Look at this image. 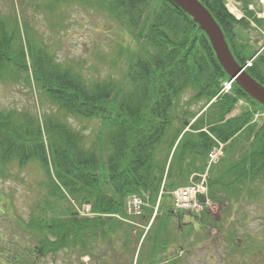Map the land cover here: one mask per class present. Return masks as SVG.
Returning <instances> with one entry per match:
<instances>
[{"label": "trees", "instance_id": "1", "mask_svg": "<svg viewBox=\"0 0 264 264\" xmlns=\"http://www.w3.org/2000/svg\"><path fill=\"white\" fill-rule=\"evenodd\" d=\"M47 1L45 10L51 14L60 3L64 7L71 3L97 5L130 29L145 51L132 53L125 82L94 78L78 63L59 61L55 46L47 44L28 17L22 19L16 9L0 8V81L27 86L41 95L39 104L50 105L41 116L0 106V176L36 164L47 179L41 183L47 191L42 209L52 217L35 216L30 227L39 240L40 252L76 249L89 236L101 238L99 231L112 243L125 226L117 217L129 219V197L150 193L154 214V200L163 187L171 192L185 186L192 175L208 174L212 202L239 198L243 192L254 196L252 188L264 179V122L253 120L256 108L227 121L225 117L239 99L260 104L237 84L230 94H220L222 83L230 76L220 65L207 34L190 16L170 0ZM199 1L220 25L235 60L244 66L251 57L239 52L242 38L236 30L248 25L246 14L255 15L249 10L251 0H236L246 15L240 21L226 8V0ZM54 29H63V24L52 25ZM257 57L248 72L264 85V56ZM188 91H194L193 101L208 107L203 115L213 109L215 115L210 121L207 117L206 124L200 121L201 116L192 118L195 121L189 128L195 133L189 131V150L181 157L182 165L174 167L176 150L188 132L184 133V121L182 127L173 124V109ZM72 120L94 121L100 130L85 135L87 128ZM202 128L208 132L200 131ZM213 137L231 149L218 170L213 166L206 170L208 155L216 145ZM228 163L233 165L225 169ZM70 199L77 209L78 204L89 203L95 218L81 219L73 207L61 209L59 203L69 204ZM101 215L108 217L103 220ZM129 231L127 227L122 232L127 234L122 256L132 249ZM122 256L118 264L123 263Z\"/></svg>", "mask_w": 264, "mask_h": 264}, {"label": "rangeland", "instance_id": "2", "mask_svg": "<svg viewBox=\"0 0 264 264\" xmlns=\"http://www.w3.org/2000/svg\"><path fill=\"white\" fill-rule=\"evenodd\" d=\"M47 3V0H0V8L16 9L22 19L28 17L35 30L46 37L47 44L55 46L59 61L78 63L84 73L94 78L112 77L116 81L125 82L124 74L130 68L131 57L145 51L133 38L130 29L95 4L71 3L66 7L61 3L55 4L58 10L51 14L45 10ZM251 3L249 10L255 11V15L253 13V16L248 17L246 14L248 25L242 24L241 28L237 27L236 32H239L242 38L239 42V52L243 56L251 57L248 62L254 63L258 55L264 56V0H251ZM227 5L239 21L244 19L246 15H241L244 9L240 2L227 0ZM235 6L238 8L237 12L233 8ZM62 11L65 12L63 20ZM56 24H63V29L52 30V25ZM226 84L227 81L222 83L220 94H230V85L227 88ZM193 96L194 91H188L181 97L178 107L173 109V124L177 127H180V124L182 127V121L185 126H191L195 121L192 119L194 116L196 119L201 116L200 121L205 124L207 117L209 121L214 117V109L206 111L203 115L208 107L205 108L204 102L193 101ZM38 99L41 100V95L27 86L0 81V106L5 110L26 109L41 116L49 110L50 105L43 104L42 101L39 104ZM258 106L260 105L254 106L247 100L239 99L231 114L225 117V121L256 108L253 120L257 124L264 122V109ZM72 123L84 130L87 128L85 135L100 130L94 121L80 123L72 120ZM185 131L188 134L176 150L174 167L181 163V157L189 150L192 137L189 131L195 133L190 128ZM230 149L226 148V153H229ZM174 152L171 153L170 159L173 158ZM219 162L212 165L213 170L220 168ZM225 165L226 169L233 163ZM196 175L189 177L185 186L196 185ZM172 178L174 177L171 175ZM46 180L36 164H29L22 171L11 170L8 177L0 176V264H118L120 256L126 251L124 243L127 234L122 232L127 227L130 229L128 234L132 237V249L122 256V264H264V179L252 188L255 193L253 197L243 192L239 198H226L222 202L220 199L219 203L210 201L205 208H208L207 211L204 210L203 213L199 210L193 213L184 209L174 211L172 204L176 197L170 193L180 187L171 192L169 189L165 191L163 187L154 200V209H160L151 227L149 224L153 219L151 216L154 210L148 197L144 217H137L141 229L128 226L127 222L112 243H108L102 234L103 231H99L101 238L89 236L81 247L57 249L43 254L38 247L39 240L32 234L30 227L33 217L42 216L47 191L41 183ZM163 181L165 183V179ZM145 195L149 196L150 193ZM162 195L164 198L161 202ZM72 200L70 199L69 204L67 201L60 202V208L73 207L81 219L95 218L91 214L89 203L76 202L80 206L77 209ZM47 213L49 212L45 211L43 215L48 219L52 217L51 213ZM128 215L129 220L135 216L132 212ZM99 217L103 220L106 218L103 215ZM205 219L208 222H205ZM89 232L91 234V230ZM143 236L146 238L141 240Z\"/></svg>", "mask_w": 264, "mask_h": 264}, {"label": "water", "instance_id": "3", "mask_svg": "<svg viewBox=\"0 0 264 264\" xmlns=\"http://www.w3.org/2000/svg\"><path fill=\"white\" fill-rule=\"evenodd\" d=\"M170 1L190 16L207 34L220 65L230 76V82L237 84L251 99L264 107V85L235 60L220 25L209 10L199 0ZM199 199L202 203L206 202L204 196Z\"/></svg>", "mask_w": 264, "mask_h": 264}, {"label": "built area", "instance_id": "4", "mask_svg": "<svg viewBox=\"0 0 264 264\" xmlns=\"http://www.w3.org/2000/svg\"><path fill=\"white\" fill-rule=\"evenodd\" d=\"M252 64L248 63L246 67H250ZM222 156V146L215 148L209 155L210 163H214L218 161V159ZM218 158V159H217ZM217 159V160H216ZM216 160V161H215ZM208 194V185H207V175H203L200 182L196 185L179 189L174 192L175 195V206L178 209H184L186 211H197L201 210L203 207L198 201L199 195H207ZM142 199L139 197H133L128 202L129 212L134 213L135 215L142 213ZM90 208V207H89ZM85 209V207H84ZM83 213V212H82Z\"/></svg>", "mask_w": 264, "mask_h": 264}, {"label": "bare ground", "instance_id": "5", "mask_svg": "<svg viewBox=\"0 0 264 264\" xmlns=\"http://www.w3.org/2000/svg\"><path fill=\"white\" fill-rule=\"evenodd\" d=\"M208 170H210V167L208 166Z\"/></svg>", "mask_w": 264, "mask_h": 264}]
</instances>
